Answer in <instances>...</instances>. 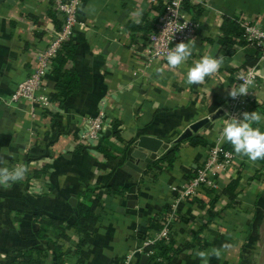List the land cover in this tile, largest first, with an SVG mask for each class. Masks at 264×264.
<instances>
[{
  "label": "crops",
  "instance_id": "1",
  "mask_svg": "<svg viewBox=\"0 0 264 264\" xmlns=\"http://www.w3.org/2000/svg\"><path fill=\"white\" fill-rule=\"evenodd\" d=\"M189 3L200 8V12L190 11L197 22L190 44L193 54L185 65L169 70L166 59L145 60L142 53L149 33L131 26L154 21L158 4L153 0H84L78 13L80 24L71 38L77 45L76 56L67 65L78 72L81 89L63 104L52 100L43 108L24 100L11 103L10 97L32 73L36 54L61 30L62 19L52 0H0V157L5 162L0 166L29 169L22 181L0 185V264L10 263L17 252L33 247L43 248L35 264L54 263L56 256L48 240L39 237L36 214L63 219L64 226H69L67 237L57 240L64 252L63 264H122L128 252L142 247L145 238L139 237L140 231H147L148 236L157 233L149 231V226L153 218L168 214V206L172 209L171 188L185 183L212 149L228 143L222 136L225 124L232 117L242 119L245 111L264 116V78L259 77L257 86L233 105L236 99L228 96L227 89L239 84L242 71L238 67L245 62L246 49L238 47L227 56L220 53L219 44L225 15L240 16L264 29V0ZM111 42L118 45L106 53ZM204 55L223 56V65L203 84L189 85L187 70ZM257 67L264 76V60ZM56 80L55 75L48 76L49 94ZM213 103L221 115L211 112ZM101 109L108 120L105 136L99 145L85 146L79 141L84 118ZM206 119L194 132L208 140L206 146L181 142L172 165L161 161L179 136ZM255 127L262 130L264 120ZM143 134L168 142L169 149H161L155 158L145 149L136 154L134 142ZM131 160L136 168L129 164ZM239 172L238 205L232 207L222 191ZM257 173L260 177L252 179ZM216 190L213 207L210 190L190 203H179L172 263L201 264L198 251L218 248L221 257H211L209 264H264V165L237 155L219 175ZM97 197L100 218L93 242L79 247L81 235L74 226L77 205H90ZM152 255L136 253L131 264L169 262Z\"/></svg>",
  "mask_w": 264,
  "mask_h": 264
},
{
  "label": "built area",
  "instance_id": "2",
  "mask_svg": "<svg viewBox=\"0 0 264 264\" xmlns=\"http://www.w3.org/2000/svg\"><path fill=\"white\" fill-rule=\"evenodd\" d=\"M192 0H153L162 3V13L157 22V30L147 35V45L142 53L148 63L157 59H166V53L171 51L178 43H192L197 31V22L192 13L185 8V2ZM84 0H52L53 9L62 19V28L56 31L49 46L38 52L32 73L18 83L10 97L11 103L21 100L32 104H40L43 108L52 104V99L46 86V80L52 73L53 59L62 48L65 41L70 40L75 27L80 24L78 19L79 8ZM246 28V38L252 44L262 48L260 61L264 60V29L256 22L242 20ZM240 76L251 79L250 89L257 86V79L264 78L257 66L249 67L241 72ZM242 82L239 80V83ZM249 89V90H250ZM240 96L234 101V106L239 104ZM85 126L79 135V141L85 146H97L103 140L107 131V116L104 109L97 114L86 116ZM237 155L234 151L215 147L203 164L196 168L195 175L190 177L181 186H173L171 201L172 212L167 218L161 231L151 234L143 240L142 247L128 252L122 264H131L136 253H154L147 251L146 247L161 240H169L175 232L178 221V205L181 202L190 203L202 191L217 189L218 177L226 167L235 162Z\"/></svg>",
  "mask_w": 264,
  "mask_h": 264
},
{
  "label": "trees",
  "instance_id": "3",
  "mask_svg": "<svg viewBox=\"0 0 264 264\" xmlns=\"http://www.w3.org/2000/svg\"><path fill=\"white\" fill-rule=\"evenodd\" d=\"M162 3L155 6V9L158 11V16L154 21L145 20L143 25L131 24L132 28L137 31H143L145 33H151L157 30V22L159 16L162 13L163 7ZM185 8L189 11L198 10L200 12V8L196 5H192L189 1L185 2ZM221 36L219 38L220 44V53L222 55L232 56L237 51L238 47H244L246 49V57L245 62L238 67L242 72L246 71L249 67L257 66L260 61L262 48L257 46L256 44H252L246 38V28L242 24V20L240 16H228L225 15L223 17V23L221 26ZM76 47L77 45L73 42L72 39L67 40L63 43L62 48L58 51L56 57L53 59V69L52 74L56 76L57 80L54 85V90L50 94L51 99L53 101H57L60 105L64 103V101L73 93L78 92L81 89L80 76L78 72L74 68L67 67L68 62L75 59L76 56ZM264 105V104H263ZM218 105L213 103L211 106V112L216 115H221L222 110L218 109ZM58 125L57 130L60 131V124ZM256 125H254L255 127ZM264 131V128H262ZM186 132V133H185ZM184 134H187L185 138H183L180 142H176L171 149L167 151L165 157L161 159V161H167L170 165H172L173 161L176 159V155L179 151V146L181 142L187 141L191 146H206L208 144V140L199 133L189 132V130L185 131ZM118 137H120L119 133H115ZM225 150L233 151L234 148L230 143H227L224 146ZM99 150L103 152L108 157H113L109 150L104 146H99ZM262 166L264 165V160L258 161ZM194 173L189 177H193L195 175L196 169H192ZM260 173L252 176V179L259 178ZM241 174L239 172V176L233 180H231L228 185L223 189L222 193L227 195L230 200L228 205L232 207H236L238 202H236V198L238 197V191H236L239 186L241 180ZM117 188V187H116ZM115 188V190H116ZM118 191V188H117ZM211 195H214L211 201L212 207L214 206V202L216 200V189L210 190ZM100 206L99 197L93 200V202L88 205L86 203L80 202L77 205L78 217L74 223V226L77 228V231L81 235V239L79 240L78 246L84 247L93 242V235L99 221V214H97L96 210ZM168 214H165L162 218H153L151 220L149 231L153 230L154 232L161 231L164 227V224L167 221V217L169 213L172 212V209L167 208ZM181 212H178L180 217ZM35 219L40 222L41 227L38 230L39 237L42 239L48 240V248L53 250L55 253L56 259L53 264H63V256L64 252L61 250L60 246L57 244V240L60 237L66 238L65 234L66 229L69 226H64L63 219L53 218V217H43L41 215L36 214ZM179 219V218H178ZM50 228V229H49ZM175 233V232H174ZM174 235V234H173ZM171 236L169 240H161L154 244H151L146 247L147 251L153 250L154 253L152 256L157 258H166L169 260L168 264L172 263V257L175 252L174 248V240ZM139 237L147 238L148 232L145 230L140 231ZM51 244V245H50ZM48 249V250H49ZM43 248L33 247L32 249H23L17 252L16 258L13 259L8 264H35L38 258L42 255ZM157 264H165L162 261L157 262Z\"/></svg>",
  "mask_w": 264,
  "mask_h": 264
},
{
  "label": "clouds",
  "instance_id": "4",
  "mask_svg": "<svg viewBox=\"0 0 264 264\" xmlns=\"http://www.w3.org/2000/svg\"><path fill=\"white\" fill-rule=\"evenodd\" d=\"M193 54V46L190 43L180 42L171 51L166 53V61L169 70L178 69L185 65ZM224 62L223 56L213 57L204 55L193 66L189 67L186 75V82L189 85L203 84L206 78H211L218 73ZM157 72H163V69H157ZM240 82L238 85L233 84L227 89L228 96L237 99L240 96H246L252 85L251 79H245L243 76L238 77ZM242 119L232 117L222 129L224 140L230 143L237 155L246 157L249 161L255 163L264 160V131L258 125L264 116L257 111L242 113ZM0 163H5L0 157ZM29 169L23 165H16L9 168L0 166V185L10 186L16 182L22 181ZM224 247H227L225 245ZM221 250L213 248L211 251L201 250L196 253L201 264H209L211 257L219 259Z\"/></svg>",
  "mask_w": 264,
  "mask_h": 264
},
{
  "label": "water",
  "instance_id": "5",
  "mask_svg": "<svg viewBox=\"0 0 264 264\" xmlns=\"http://www.w3.org/2000/svg\"><path fill=\"white\" fill-rule=\"evenodd\" d=\"M117 45L118 44L116 42L109 43L107 45L105 52L108 53L109 51H113L117 47ZM207 121L208 119L201 120L199 122L192 124L190 126L189 132H197L201 128V126ZM186 135L187 134L183 133L181 136L177 138L176 142H180L183 138H185ZM134 145L136 146V151H137L135 152L136 154H139L138 151L145 149L151 152L152 158H155L161 149L167 150L170 147V144L168 142H164L162 139L158 137L152 135H146V134L140 135L138 139L134 142ZM129 164L136 168L132 160L129 162ZM143 258L147 259L148 257L143 256Z\"/></svg>",
  "mask_w": 264,
  "mask_h": 264
}]
</instances>
